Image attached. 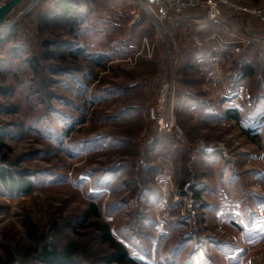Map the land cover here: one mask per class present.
Listing matches in <instances>:
<instances>
[{"label": "rangeland", "instance_id": "374dc122", "mask_svg": "<svg viewBox=\"0 0 264 264\" xmlns=\"http://www.w3.org/2000/svg\"><path fill=\"white\" fill-rule=\"evenodd\" d=\"M213 1L221 24L208 23L210 36L246 44L204 90L230 93L243 60L250 102L242 124L205 130L177 111L183 135H167L148 112L173 74L178 100L179 26L204 43V10L164 36L133 0H70L61 14L63 0H22L0 34V168L32 189L0 179V264H47L27 258V218L48 248L75 244L82 264H115L95 222L140 264H264V20L233 8L264 12V0ZM195 78L180 84L196 96ZM92 203L100 218L83 223Z\"/></svg>", "mask_w": 264, "mask_h": 264}, {"label": "crops", "instance_id": "0c3cea01", "mask_svg": "<svg viewBox=\"0 0 264 264\" xmlns=\"http://www.w3.org/2000/svg\"><path fill=\"white\" fill-rule=\"evenodd\" d=\"M179 28H183L184 30L182 31H184L185 34L184 38H181V43L183 46L180 50L181 54L178 57V70L176 72L177 82L179 85L177 89L178 100L176 104V112L182 111L184 114L188 115L189 122L195 125L196 129H198L199 126H202L203 130L207 129V127L214 128L212 125H221L223 122L235 125H238V123L242 124L243 118L241 116V109L243 108V100L236 95V92L238 85L242 83L241 81L244 77L242 68L243 60H240V71L242 74L238 75L237 72L235 73V77L231 82L232 84L230 86V93L225 94L222 92L218 94V92L213 93L206 91L204 88L207 83H212L210 81L213 79L214 82L217 79V82H219V80L222 78L220 70H222L221 66L224 62H220L218 65H215L214 62L209 61L213 46L209 40V37L204 42V44L201 45L194 38L188 39L190 34H187V32L190 31L191 28H185V24L179 26ZM192 31L194 34H198L196 29ZM213 31L214 28L211 27L204 30L202 34H207L206 36H210L211 32ZM191 74H194L196 78L194 80H188V82L190 84L194 83L196 86L200 85L202 87L200 88L202 91L196 96L191 94L189 92L190 90L182 88L180 84L182 82L181 79L187 81V77ZM193 117L197 118L193 119ZM240 130L242 132L241 127ZM180 139L183 140L182 142L179 141V143H183L181 146L188 147V141L186 139L184 140V138ZM204 155L205 157L209 156L205 153ZM201 157L204 158V156ZM208 159H211V157Z\"/></svg>", "mask_w": 264, "mask_h": 264}, {"label": "built area", "instance_id": "2783aa9c", "mask_svg": "<svg viewBox=\"0 0 264 264\" xmlns=\"http://www.w3.org/2000/svg\"><path fill=\"white\" fill-rule=\"evenodd\" d=\"M142 8L144 14L149 17L156 25L157 30L164 35L173 33L172 21L174 18H181L184 20V15L187 12L194 10H204L206 17L203 20H196L195 23L201 24L200 29L203 31L208 29L209 22L220 26L217 13V3L213 0H133ZM7 2H0V8ZM236 10H243L247 14L260 16L264 20V12H254L250 9H241L238 6L233 5ZM198 29V28H197ZM196 29V30H197ZM195 40L203 45L204 43L199 41L198 37ZM209 40L215 41L212 46V54L210 57L211 62L218 65L220 62H224L232 59L237 54H240L243 50V46L246 44V40L240 39L238 41H226L213 34L209 37ZM174 47L177 45L173 42ZM171 60V57H170ZM172 61V60H171ZM171 73L174 71L171 68ZM236 95L242 98L243 101L250 102V94L244 84H239L237 87ZM176 82L174 74L170 77V80L165 84L156 100L154 106L149 109V116L152 120L158 123L160 129L167 135H183L182 129L178 126L175 120L176 114ZM203 153L210 155L213 150L208 148L201 149Z\"/></svg>", "mask_w": 264, "mask_h": 264}, {"label": "trees", "instance_id": "16d2710c", "mask_svg": "<svg viewBox=\"0 0 264 264\" xmlns=\"http://www.w3.org/2000/svg\"><path fill=\"white\" fill-rule=\"evenodd\" d=\"M70 0H63L58 4V9L60 14L65 11L68 12L70 7L68 4ZM58 14V15H60ZM41 21L43 24H48L49 20H46V17H42ZM101 61H97L94 59L93 65L96 67H100L105 69L106 62L108 58L100 57ZM244 75H252V70L249 66L243 67ZM1 147L3 146L0 144ZM19 180L14 178L7 170L0 168V179L4 182L7 187L15 188L16 190L19 189L21 191L29 192L32 189V182L26 179L24 174H18ZM199 194H196L198 197ZM90 218L99 219L100 214L97 210V207L94 203H92L89 207V210L85 214L83 218V223L88 221ZM92 228L101 234V240L103 244L109 246L110 249L114 252L112 258L107 260L109 263L114 262L115 264H140L135 259L130 258L128 250L123 246L121 243L115 240L114 236L111 233L110 227L106 224H101L100 222H95L91 224ZM24 227L26 229V234L31 243L34 245L30 254L27 255V258L33 257L36 259L35 261L39 260L45 262L47 264H82L79 261H73V258L78 254L79 249L75 244H70L65 248L64 251H59L56 247L48 248L45 246L44 243L46 242L47 238L41 234L37 226L31 219L27 218L24 222ZM13 261V258L10 259V263Z\"/></svg>", "mask_w": 264, "mask_h": 264}, {"label": "water", "instance_id": "95a60500", "mask_svg": "<svg viewBox=\"0 0 264 264\" xmlns=\"http://www.w3.org/2000/svg\"><path fill=\"white\" fill-rule=\"evenodd\" d=\"M21 2L22 0H10L0 8V34L3 30H6L9 27V25L7 26L6 23L9 21L11 15L14 13Z\"/></svg>", "mask_w": 264, "mask_h": 264}]
</instances>
